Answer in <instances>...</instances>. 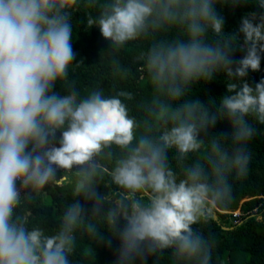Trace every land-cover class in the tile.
Segmentation results:
<instances>
[{"label": "clouds", "instance_id": "obj_1", "mask_svg": "<svg viewBox=\"0 0 264 264\" xmlns=\"http://www.w3.org/2000/svg\"><path fill=\"white\" fill-rule=\"evenodd\" d=\"M89 3L98 13L88 24L110 50L149 41L140 56L153 94L137 121L124 102L130 93L54 90L75 55L69 0H0V264H74L77 254L75 264H86L94 258L90 242L111 246L101 229L118 241L113 264H145L164 250L172 264H211L213 241L192 225L230 201V177L248 171L250 121L264 124V78L245 82L264 53V0ZM249 3L259 11L240 17L243 55L234 61L240 38L223 30L217 5ZM218 76L232 82L213 109L188 98ZM220 120L231 126L227 138L209 131ZM103 161L112 166L101 184ZM49 184L72 196L50 231L20 211Z\"/></svg>", "mask_w": 264, "mask_h": 264}, {"label": "trees", "instance_id": "obj_2", "mask_svg": "<svg viewBox=\"0 0 264 264\" xmlns=\"http://www.w3.org/2000/svg\"><path fill=\"white\" fill-rule=\"evenodd\" d=\"M217 8L219 15L224 18L223 30L226 33H235L240 38L232 54L235 61L243 55L242 34L238 32L240 17L259 9L250 3L217 5ZM69 11L73 29L71 46L75 55L68 67L67 80L57 82L54 90L63 94L67 88L74 87L82 97L93 90H103L104 95H113L119 91L130 93L131 98L125 99L124 102L129 108V114L140 121V106L153 94L140 56L149 46V41L138 39L128 42L118 51H112L99 29L88 24V19L98 13L96 4L89 3V0H78L77 3L69 0ZM261 78H264V53L261 54L260 69L250 70L245 82L254 86ZM230 82L232 81L218 76L204 84H197L193 86L188 98L199 100L213 109L214 104L211 102H218L225 93V86ZM250 122L256 128V134L247 143L250 160L246 176L230 177V201L215 209L211 219L192 225L213 241L211 264H264V124L255 120ZM209 131L227 138L232 129L227 120H220ZM204 138H208L207 134ZM199 156L200 153L193 154L189 162L199 159ZM170 164L174 170L179 171L171 153ZM111 166L110 161H103L101 184L107 182ZM96 190L104 193L107 188L105 185H97ZM71 199L69 187L49 184L32 194V199L22 205V212L28 214L32 224L50 231L58 223L64 205ZM77 200L86 211L90 210L91 202H86L80 197ZM101 235L105 240L111 239V246H106L103 241L90 242L94 258L88 259L86 264H113L118 241L103 229ZM88 243L87 237L80 239L81 245ZM80 259L78 254L74 255V264ZM145 264H172L170 250H164L158 257H147Z\"/></svg>", "mask_w": 264, "mask_h": 264}, {"label": "rangeland", "instance_id": "obj_3", "mask_svg": "<svg viewBox=\"0 0 264 264\" xmlns=\"http://www.w3.org/2000/svg\"><path fill=\"white\" fill-rule=\"evenodd\" d=\"M59 172V171H58ZM57 172V173H58ZM61 174H57V177H59ZM17 184H18V182H17ZM23 194V193H22ZM47 201H48V199H47ZM20 211L22 212V207H21V209H20Z\"/></svg>", "mask_w": 264, "mask_h": 264}]
</instances>
